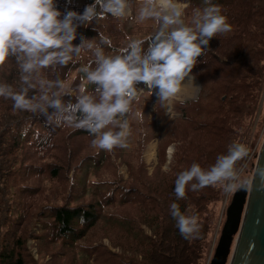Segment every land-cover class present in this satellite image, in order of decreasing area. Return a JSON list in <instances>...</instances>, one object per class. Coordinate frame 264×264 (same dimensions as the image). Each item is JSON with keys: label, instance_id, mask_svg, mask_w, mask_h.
<instances>
[{"label": "trees", "instance_id": "1", "mask_svg": "<svg viewBox=\"0 0 264 264\" xmlns=\"http://www.w3.org/2000/svg\"><path fill=\"white\" fill-rule=\"evenodd\" d=\"M181 1L178 31L153 0L130 25L106 0H0V264H70L71 254L76 264H204L264 90V0ZM181 67L200 89L174 102L179 116L157 124L166 147L173 143L169 170L148 175L124 157V179L113 164L127 148L120 117L139 119L145 138L137 99L154 97L167 71ZM79 136L97 147L78 167L110 161L115 178L79 180V198L94 201L45 194L31 204L41 175L58 177L77 154L70 144ZM103 219L133 254L125 242L118 253L88 241Z\"/></svg>", "mask_w": 264, "mask_h": 264}, {"label": "rangeland", "instance_id": "2", "mask_svg": "<svg viewBox=\"0 0 264 264\" xmlns=\"http://www.w3.org/2000/svg\"><path fill=\"white\" fill-rule=\"evenodd\" d=\"M149 0H106L108 6L113 10L114 14L119 15L125 20L127 19L128 25L131 24L132 16L135 14H139V19L144 18L143 16L148 11ZM155 5L162 8V13L164 17L168 20V27L171 30H180L178 27L180 23V17L184 13V8L187 6V2H183L181 0H167V5H164L161 0H153ZM140 24L143 22L138 21ZM163 24V23H162ZM167 25H164L167 26ZM178 27V28H176ZM185 80L190 81L191 89L187 93L182 91V84L185 83ZM187 82V81H186ZM200 89L199 81L186 71L185 68H177L168 70L167 73L162 78L161 84L157 87V89L152 91V95L154 97H148L144 100L141 97L140 104L137 99L136 103L140 108H144L146 111V128H147V136L141 137L139 135L140 120L136 121L135 117H120V130L122 140L126 143L127 148L123 149L124 151L116 158L113 159V164L117 166V170L122 174L124 179H129V163H137L136 166L138 168L144 167L147 170V174L151 175L153 171L156 170V167L160 166L163 170H169L172 163V152H173V143L169 144L166 147L165 140L159 137V131L157 130V124L161 121L162 117L166 116L174 118L179 116L180 114L175 111L174 102L175 101H189L193 100L197 97ZM142 93V89H139L135 93V98H139ZM146 95V96H147ZM129 98H122L119 100L123 105L130 102ZM168 133V132H167ZM166 135V140L168 139V135ZM264 139V90L258 104L255 122L253 125L252 133L250 135L248 144L244 151L241 163L234 173V177L229 183L225 195L223 197L222 202L220 203L219 214L215 224V229L212 234L211 243L209 246V250L206 255V259L204 264H208L213 258L215 253V249L217 247L222 226L225 222L226 218V209L229 205L232 196L235 190L241 184L250 185L251 179L254 173V165L257 161L259 150L261 148L262 142ZM70 146H73L76 150L77 154L72 157V161H69L67 164H64L66 169H63L60 172V175L56 178H52L49 174L41 175L40 181H37L36 190L29 196V200L31 204H34L36 200H39L40 196H44L47 194L49 196V201H53V198L56 194H60V198L68 195L71 198H77V200H82L87 202L89 200H95L94 198H79L80 192L77 191L78 186L82 185V182L79 180L86 179L87 177L97 178V179H106L111 180L115 177H111L109 170L111 167L110 161L102 162V165L99 164L96 168L89 167L87 165H82L80 168L78 167V162L80 157L84 155L85 152L93 151L97 147L96 142H93V139H88L85 137H76L71 140ZM165 152L164 162H161V157ZM124 157L128 158V164L124 160ZM112 159V158H110ZM109 160V159H107ZM115 161V162H114ZM135 165V164H134ZM63 167V168H64ZM113 171V169H112ZM37 192V193H36ZM43 194V195H38ZM91 193L87 191V196H90ZM28 198V197H27ZM15 199L17 196L15 195ZM23 196L21 200H25ZM55 202V201H54ZM44 201L40 203H36L32 207L29 208L31 212H36L38 208L44 204ZM128 207V206H127ZM119 214H123L122 210L124 209L120 205H115L113 207ZM129 212L127 208V213L132 215V209L129 206ZM106 222L99 223L94 229H92L89 237L87 238L89 242L100 241L111 251L122 252V248L115 247V244L124 245L121 242L126 243V247L124 249H129V243L122 238V234L117 231V225L115 223H111V221H107V219H103ZM111 223V224H110ZM108 224V226H105ZM144 230L147 229L144 227ZM37 244L33 238L28 240V245ZM42 244V243H41ZM45 247V244H42ZM234 246V243H233ZM231 247V249L233 248ZM71 251H69V254ZM127 253H134L132 250H128ZM31 254L34 259H38V254L36 252L35 246L31 247ZM122 254V253H121ZM138 255V254H137ZM73 256L75 254H71L70 264H76ZM139 256V255H138ZM68 259V260H69ZM89 263H92V257L88 260Z\"/></svg>", "mask_w": 264, "mask_h": 264}, {"label": "water", "instance_id": "3", "mask_svg": "<svg viewBox=\"0 0 264 264\" xmlns=\"http://www.w3.org/2000/svg\"><path fill=\"white\" fill-rule=\"evenodd\" d=\"M211 264H264V139L250 185L241 184L227 206Z\"/></svg>", "mask_w": 264, "mask_h": 264}, {"label": "bare ground", "instance_id": "4", "mask_svg": "<svg viewBox=\"0 0 264 264\" xmlns=\"http://www.w3.org/2000/svg\"><path fill=\"white\" fill-rule=\"evenodd\" d=\"M161 1L163 2L164 5H167V0H161ZM181 87H182V91L184 93H187L188 91H190V89H191L192 86H191L190 81L185 80V83H183Z\"/></svg>", "mask_w": 264, "mask_h": 264}]
</instances>
